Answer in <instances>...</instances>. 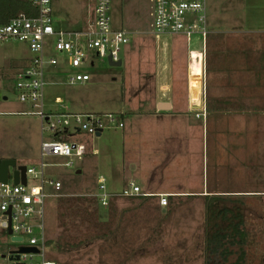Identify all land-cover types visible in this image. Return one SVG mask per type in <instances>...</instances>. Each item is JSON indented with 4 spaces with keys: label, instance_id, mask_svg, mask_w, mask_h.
I'll return each mask as SVG.
<instances>
[{
    "label": "rangeland",
    "instance_id": "1",
    "mask_svg": "<svg viewBox=\"0 0 264 264\" xmlns=\"http://www.w3.org/2000/svg\"><path fill=\"white\" fill-rule=\"evenodd\" d=\"M87 1L51 0L54 29H80ZM108 13L111 28L123 27L119 0L110 1ZM208 14L206 3V22ZM234 17L239 16L234 14ZM233 37H237L231 38L233 40L242 38L240 35ZM128 38V43L120 53L121 65L111 66L104 57L97 59V65L94 67L81 69L90 74L89 81L68 84L66 77L76 71L75 69L59 67L58 70H52L47 66L44 68L45 109L80 113L112 112L122 115L125 124L123 128H118L110 123L98 137L85 134L83 139L87 151L83 156L72 159L73 166L62 165L45 169L48 177L61 182L59 190L48 186L46 190L63 194V197H89L98 192L97 179L100 174L107 177L111 189L115 192L126 187L130 181L137 183L141 190H150L147 185L159 188L172 186L176 183L173 180L179 178L182 179V184L187 186V183H190L187 178L193 176L187 172V164H191L193 160L199 163L201 183L204 169L205 186L210 188L213 170L220 168L225 181L219 185L217 184L220 181L213 182L217 185L216 188L245 189L249 190V193L221 196L217 199L195 194L167 196L168 203L165 206H160L157 196L154 195L145 202L138 198L117 197L116 234L112 238L101 236L86 240L82 246L68 254L59 248L57 241L62 230L57 212L60 196L46 197L43 216L46 258L54 260L56 264H264V147L259 150L252 147L248 149V154L257 151L262 155L257 157L258 159L249 157L250 162L242 175L229 165L224 168L216 166L214 162L228 150L214 149L213 143L224 141V136L219 138L211 126L207 128L202 125V115L195 116L193 113L187 116H169L164 131L156 132L161 134L162 138L156 136L151 140V129L147 126L146 115L150 114L155 92L153 65L161 52L167 61L169 55H176V63L175 56L171 59L175 65L171 67V71L174 74L177 68L180 78L178 87L182 91L188 90V52L184 49L183 53L181 44L176 48L169 47L176 41L185 43L186 37L164 35L161 41H157L146 29L142 34H131ZM163 44L171 50L169 53L165 50L159 51L158 47ZM188 45L200 46V37L193 34ZM30 56L31 53L23 42L0 44V158L14 159L17 165L34 166L38 169L40 141L42 137L49 140L53 139V136L48 131L41 134L40 119L37 115L20 113L36 109L31 102L18 100L19 89L16 86V74L29 63ZM167 63L169 66V61ZM207 73L209 83L210 68ZM168 76L170 77V73ZM243 118L242 122L249 120L247 124L264 125V114L256 117L244 115ZM211 119L212 122H225L224 117H218L216 114ZM262 138L264 141V134ZM66 160L67 158L62 157L45 159L51 163H62ZM152 160H155V168L153 166L152 170H149ZM13 169L14 166L9 165L10 181ZM77 169H81V172L77 173ZM238 175L243 179H236ZM29 182L34 183L31 179ZM187 190H191L190 185ZM97 211V220L107 222L108 206L98 204ZM65 219L69 222L68 217ZM240 219L243 233L236 238L241 244L226 243L230 249L228 254L220 252V248L213 252L207 247L208 238L225 232L230 222L236 223ZM240 247L243 248V253Z\"/></svg>",
    "mask_w": 264,
    "mask_h": 264
},
{
    "label": "built area",
    "instance_id": "2",
    "mask_svg": "<svg viewBox=\"0 0 264 264\" xmlns=\"http://www.w3.org/2000/svg\"><path fill=\"white\" fill-rule=\"evenodd\" d=\"M29 1L34 7L33 13L20 11L8 21L0 22V44L19 41L28 47L30 60L17 72L16 86L19 89L18 100L31 102L36 109L21 113L37 115L41 134L51 132L53 139L42 137L39 167L25 165V183L20 180L15 183L13 171L12 181L9 177L6 182L0 181V264H56L54 260L47 259L45 253L44 200L63 194L46 190V186L59 190L61 182L48 177L45 169L73 166L72 159L83 156L87 151L83 139L85 134L99 136L110 123L118 128L124 127L120 114L47 110L43 104L46 66L52 70L59 67L75 69L66 77V83L76 84L90 80V74L81 69L94 67L97 59L106 57L108 60L110 57L113 61L121 60L120 53L129 38L125 30L111 28L108 13L111 0H92V18L86 27L59 30L52 25L51 0ZM152 3L150 33L155 39L180 34L190 37L192 33L205 36V0H152ZM199 115L196 110L195 116ZM49 157L67 160L46 162ZM97 182L98 192L91 195L103 206H108L112 197L138 195L157 196L160 206L168 203L167 194L143 192L132 181L116 192L108 190L104 176L100 175ZM21 247H34L36 251H20Z\"/></svg>",
    "mask_w": 264,
    "mask_h": 264
},
{
    "label": "crops",
    "instance_id": "3",
    "mask_svg": "<svg viewBox=\"0 0 264 264\" xmlns=\"http://www.w3.org/2000/svg\"><path fill=\"white\" fill-rule=\"evenodd\" d=\"M206 3L209 11L207 22L205 15L206 34L204 37L199 33L191 34V36L196 34L200 37L201 45L189 47L188 42L191 36L185 35V43L176 41L173 43L174 45H169V47L176 48L181 44L183 53L184 49L185 52H188L190 58L188 59V90L179 89L180 81L178 79L180 78H178L177 68L174 74L171 71V67H175L171 59L175 56L174 63H176L177 56L170 57L169 55L168 66L163 52L159 53L158 59L153 65L155 92L153 103L150 106V114L146 115L147 126L151 129L149 130L151 140H154L156 136L162 138L161 134L156 132L164 131L169 116L177 114L187 116L190 113L195 115V110H197L203 117L202 125H206L207 128L211 126L214 134L219 138L224 136L225 139L213 143L214 149L228 150L214 164L220 165L222 168L229 165L242 175L250 162L249 157L258 159L257 157L262 155L257 151L248 154V149L252 147V149L259 150L264 147L262 138L264 125L247 124L249 122L247 119L246 122L245 120L242 122L244 115L256 117L264 114V0H205ZM119 4L123 27L113 29H123L128 36L142 34L146 29L147 33L151 34L152 0H119ZM92 7L93 1L88 0L82 14L83 25L80 28L86 27L90 22ZM234 14L239 17L235 18ZM75 20L74 22H76ZM234 35H240L242 38L233 40L231 38H237L233 37ZM163 37L164 35L159 39L154 38V40L161 41ZM156 46L158 45L156 44ZM158 49L159 51L165 50L167 53L171 51L166 44L159 46ZM208 68H210L211 75L209 83L207 82ZM168 73H170V77ZM3 98L6 99L5 96ZM159 102H168L170 106L164 109L158 108ZM242 106H246L248 109H241ZM215 114L218 117H224L225 122H212L211 118ZM188 149L190 150V147ZM190 151L192 153V150ZM190 157L191 155H189ZM203 158L202 155V168ZM155 160L150 161L151 168L149 170H152L153 166L155 168ZM187 165L189 166L187 172L193 175L191 178H187L190 181L187 183L191 187L190 191L187 190L188 185L182 184L181 178L173 180V182L179 183L178 185L173 182L172 186L163 188L147 185L150 190L141 191L152 194L165 193L172 197L189 194L229 197L230 195L249 193V190L245 189L216 188L215 186L225 181L220 168L213 170L212 185L209 188L203 184L204 169H202L201 183L199 163L192 160L191 164ZM131 166L134 167L133 164ZM76 172H81V169H77ZM239 176L235 178L240 179L241 176ZM104 177L108 190L110 187V191H113L107 177ZM218 181L220 182L217 185L213 183ZM134 184L137 183L134 182Z\"/></svg>",
    "mask_w": 264,
    "mask_h": 264
},
{
    "label": "trees",
    "instance_id": "4",
    "mask_svg": "<svg viewBox=\"0 0 264 264\" xmlns=\"http://www.w3.org/2000/svg\"><path fill=\"white\" fill-rule=\"evenodd\" d=\"M24 11L33 13L34 7L29 0H0V22H6L16 13ZM241 109H248L242 106ZM150 196H127L120 198L141 199L145 202ZM112 197L109 200L108 209L109 216L107 222H99L97 220V198L94 196H60L58 197L59 204L57 212L61 219L60 226L62 230L58 234L57 241L59 248L64 253H70L72 250L82 246L85 241L94 237L106 236L112 238L118 229V224L115 220L117 214L115 199ZM220 198V197H210ZM158 203V202H157ZM69 218V222L65 218ZM240 218V217H239ZM76 221V222H75ZM242 220L238 222H230L228 229L223 233H217L207 239V247L215 252L220 248V252L228 254L230 252L226 243H239L237 235L243 233L241 228ZM241 246V245H240ZM241 253L243 248L240 247Z\"/></svg>",
    "mask_w": 264,
    "mask_h": 264
},
{
    "label": "water",
    "instance_id": "5",
    "mask_svg": "<svg viewBox=\"0 0 264 264\" xmlns=\"http://www.w3.org/2000/svg\"><path fill=\"white\" fill-rule=\"evenodd\" d=\"M108 64L111 66H119L121 65V60L113 61L111 58H108ZM158 108H169V103L168 102H159L157 104ZM99 134V132H98ZM9 165L15 166L16 162L14 159L10 158H0V181L6 182L9 173H8V167ZM20 180L22 183H25V165L19 164L17 166L16 170H13V181L15 183ZM20 251H36L34 247H21Z\"/></svg>",
    "mask_w": 264,
    "mask_h": 264
}]
</instances>
